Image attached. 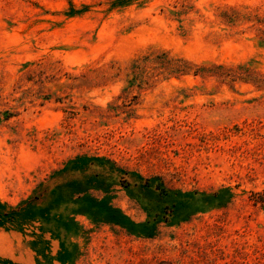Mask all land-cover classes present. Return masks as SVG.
<instances>
[{"label": "rangeland", "instance_id": "1", "mask_svg": "<svg viewBox=\"0 0 264 264\" xmlns=\"http://www.w3.org/2000/svg\"><path fill=\"white\" fill-rule=\"evenodd\" d=\"M0 264H264V0H0Z\"/></svg>", "mask_w": 264, "mask_h": 264}]
</instances>
